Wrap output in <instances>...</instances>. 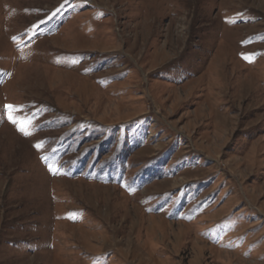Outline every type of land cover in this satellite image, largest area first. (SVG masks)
Here are the masks:
<instances>
[{
	"label": "rangeland",
	"instance_id": "rangeland-1",
	"mask_svg": "<svg viewBox=\"0 0 264 264\" xmlns=\"http://www.w3.org/2000/svg\"><path fill=\"white\" fill-rule=\"evenodd\" d=\"M0 264H264V0H0Z\"/></svg>",
	"mask_w": 264,
	"mask_h": 264
},
{
	"label": "snow or ice",
	"instance_id": "snow-or-ice-1",
	"mask_svg": "<svg viewBox=\"0 0 264 264\" xmlns=\"http://www.w3.org/2000/svg\"><path fill=\"white\" fill-rule=\"evenodd\" d=\"M5 107H6V108H12L11 105H7V106H5ZM9 120H10L11 122H13V123H16V121L12 120V117H9ZM18 130L21 131V132H23L25 135H28V133L24 131V128H23V127H20ZM50 170H52V169L50 168Z\"/></svg>",
	"mask_w": 264,
	"mask_h": 264
}]
</instances>
